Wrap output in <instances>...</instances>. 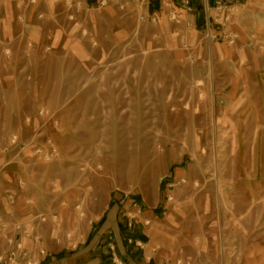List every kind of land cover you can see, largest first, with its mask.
<instances>
[{"label": "rangeland", "instance_id": "1", "mask_svg": "<svg viewBox=\"0 0 264 264\" xmlns=\"http://www.w3.org/2000/svg\"><path fill=\"white\" fill-rule=\"evenodd\" d=\"M164 1L0 0V218L54 254L156 195L155 264H264V0Z\"/></svg>", "mask_w": 264, "mask_h": 264}, {"label": "crops", "instance_id": "2", "mask_svg": "<svg viewBox=\"0 0 264 264\" xmlns=\"http://www.w3.org/2000/svg\"><path fill=\"white\" fill-rule=\"evenodd\" d=\"M209 1L212 3L213 0ZM205 4L208 5L207 0ZM117 197L112 198L97 218L85 243L77 249L49 253L43 264H112L109 245L114 247V253L123 264H155L153 251H147L145 246L151 242L150 234L154 233L160 219L158 197L150 195L140 200L138 196H132L135 206L131 201L119 203ZM131 219L133 227L129 230L126 223ZM144 221H149V225H144ZM128 239H132L133 243L128 244ZM135 244H140L142 248Z\"/></svg>", "mask_w": 264, "mask_h": 264}, {"label": "built area", "instance_id": "3", "mask_svg": "<svg viewBox=\"0 0 264 264\" xmlns=\"http://www.w3.org/2000/svg\"><path fill=\"white\" fill-rule=\"evenodd\" d=\"M29 4H33L35 0H26ZM68 1V0H67ZM132 2L147 3L148 0H130ZM163 6L168 8L170 20L179 22L176 11L170 0L162 2ZM119 8H123L120 6ZM182 8L186 12H191L192 8L188 0L183 1ZM212 9L216 10L219 14L218 23H227L229 19L227 6L221 0H214ZM140 20L143 17H138ZM151 22L155 21V17L151 16ZM221 34L220 38L224 39L228 45H232L237 40V34L234 32L218 33ZM216 36H211V39H215ZM119 203L125 201H131L133 206L136 205V201L132 199V196L128 193H119L117 197ZM144 225H149V221H144ZM133 227L132 219L126 223V228L131 229ZM128 244L133 243L132 239L127 240ZM139 248H142L140 244H135ZM111 251L112 264H123L120 258L114 253V247L109 245ZM49 256V252L46 249L43 241L36 231L31 229L21 220H6L0 218V264H43L46 258ZM181 259H176L174 262H165L164 264H181Z\"/></svg>", "mask_w": 264, "mask_h": 264}]
</instances>
